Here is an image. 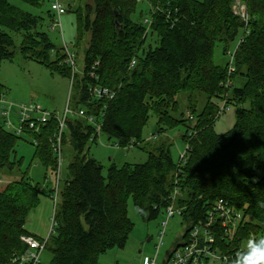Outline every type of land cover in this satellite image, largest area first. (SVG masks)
I'll use <instances>...</instances> for the list:
<instances>
[{"label": "trees", "instance_id": "1", "mask_svg": "<svg viewBox=\"0 0 264 264\" xmlns=\"http://www.w3.org/2000/svg\"><path fill=\"white\" fill-rule=\"evenodd\" d=\"M46 1L51 2L0 0V70L3 62L14 60L12 35L18 34L25 59L71 79L72 111L78 118L68 117L67 130L76 155L63 188L58 183L61 199L56 201L45 249L52 254L50 264H100L102 254L126 246L134 229L128 215L130 197L143 220L150 221L166 212L175 190L178 206L184 208V241L220 199L251 215L237 247H245L244 236L250 233L264 237V0H242L248 20L235 14L236 0H145L152 9L148 30L133 20L141 0H93L84 6L79 0H62L67 12V7L76 9L78 42L89 35L81 74L45 31L44 15L50 22L54 19L51 7L42 11ZM242 31L229 76L228 65L215 64L214 50L223 43L227 53ZM150 34L157 36L155 48L145 46ZM237 77L241 86L233 83ZM229 79L232 87L226 86ZM95 87L109 89L114 97L93 96ZM4 93L0 85V98ZM196 94L206 98L200 111L197 101L191 103ZM182 97L190 102L185 111ZM224 104L237 108V120L233 129L220 135L214 126ZM1 112L0 104V170L13 172L22 162L12 158L22 136L6 128ZM151 112L158 118L155 139L186 126V148L178 162L167 141L150 151L142 147ZM57 130L53 117L39 134L26 133L34 139V160L56 178L59 161L52 139ZM101 133L121 149L141 147L148 159L142 164H113L105 176L104 166L87 148ZM66 142L65 132L63 145ZM42 187L26 171L0 189V264H17L15 260L30 248L23 238L33 237L26 224L40 204Z\"/></svg>", "mask_w": 264, "mask_h": 264}, {"label": "rangeland", "instance_id": "2", "mask_svg": "<svg viewBox=\"0 0 264 264\" xmlns=\"http://www.w3.org/2000/svg\"><path fill=\"white\" fill-rule=\"evenodd\" d=\"M62 1V0H61ZM93 0H79L82 6L86 2L92 3ZM204 1V0H199ZM65 5V1L63 2ZM243 5L245 6L244 2ZM75 6V5H73ZM234 12L239 17L241 8L237 7ZM50 7L49 1H46L42 7V11L46 12ZM29 9L28 7H24ZM74 8V7H73ZM68 9V12L62 16V33L51 29L52 22L45 14V31L48 33L51 41L58 50L66 53V48L75 57L76 73L81 74L84 70L85 52L89 40V35H85L81 43L78 42V17L76 9ZM152 9L145 0L138 3L137 10L133 14V20L142 22L147 30L151 26ZM241 16V15H240ZM242 17V16H241ZM63 34V35H62ZM243 31L238 38L231 42L228 46V52L224 53V44L217 43L214 50V62L218 66H231L232 55H234L238 47ZM15 39V57L13 61L3 62L0 70V85L4 87L5 102L14 105L11 112V121L18 126L19 105L35 104L49 111L51 114L62 118L65 114L67 106L73 110L71 102L72 87L71 79L62 76L58 71H52L44 65L23 57L20 51L21 36L13 34ZM157 36L150 34L146 43V47L150 44L155 48ZM63 49V50H62ZM55 57H52V61ZM231 76V75H230ZM235 86H241L242 80L237 77L233 80ZM188 97V95H186ZM181 100V101H180ZM181 110L185 111L190 102L183 100ZM198 102V110L200 111L206 102L203 96H196L191 103ZM248 107V105H247ZM70 119L78 118L76 113H69ZM237 120V108L232 105L229 110L222 112L217 119L214 129L217 134L223 135L233 129ZM190 123V122H189ZM9 130V127L6 125ZM67 142L62 148V167L59 179V186L63 188L65 180L69 177V165L73 161L76 152L70 141V134L65 129ZM186 132V126L179 125L171 129L166 135L159 134V139L153 137L158 134V118L154 113H150V118L143 131V139L145 143L142 145L146 150L150 151L153 146L159 145L162 141L171 143L172 155L176 162L179 161L180 152H184L186 145L182 139ZM34 139L31 135L25 134L16 145V153L13 160L17 156V160H22L20 167L13 172L0 170V180L3 189L9 183L19 180L23 172H29V175L35 184H41V201L38 207L31 210L26 229L30 234L38 237V240H46L53 228L54 213L57 207L55 201L56 176L51 171L45 169L39 162L34 160L35 147ZM90 155L97 159L104 166V175H107L108 169L116 164L123 166L124 164H142L148 159V153L141 147H132L129 149H121L115 146V141L110 140L108 136L101 133L97 142H91L87 146ZM48 174V175H47ZM46 175L49 177L46 180ZM60 193L57 201H60ZM128 215L134 223V229L130 234L129 240L124 248L115 247L99 257L100 264H144L146 258L156 260L157 264L166 261L168 254L176 247L184 243V235L186 227L183 224L182 216L176 214L170 219L166 229L163 245L157 253V245L160 242V233L163 230L162 221L166 219L165 211L155 220L146 221L139 215L132 197L128 200ZM35 238V237H34ZM52 254L49 250L41 256L40 264H50Z\"/></svg>", "mask_w": 264, "mask_h": 264}, {"label": "built area", "instance_id": "3", "mask_svg": "<svg viewBox=\"0 0 264 264\" xmlns=\"http://www.w3.org/2000/svg\"><path fill=\"white\" fill-rule=\"evenodd\" d=\"M235 9L241 8L239 14L243 19L248 20L246 5H243L242 0H236ZM50 7L54 13V19L52 21L51 29L54 31H61L62 33V16L67 13V10L61 0H51ZM63 35V34H62ZM68 55L67 63L75 67V57L66 48ZM136 64V60H133L131 67ZM234 64V55H232V63L229 68V76L232 74ZM75 69V68H74ZM227 87H232V81L229 79L226 83ZM92 95L98 98L114 97V92L107 88L95 87L91 89ZM4 97L0 98V104L2 108L1 115L6 120V125L9 130L16 135L23 136L27 131H32L39 134L44 126H46L50 120L54 117L58 122V130L54 134L52 139V148L56 154L59 167L57 172V186L55 190V201L59 194L58 183L61 174L62 167V148L65 129L67 128V120L69 113H74L69 106H67L65 114L62 118H59L55 114H51L49 111L43 109L39 105H19V118L18 126L11 121V112L14 105L5 102ZM230 105L224 104L221 113L229 110ZM79 115L84 116V112L80 111ZM89 121L94 122L93 117H89ZM97 131L100 133V125H96ZM185 154L181 153V158H184ZM178 190H175L170 196V204L166 209V219L162 221L163 230L160 233V242L157 245V253L160 247L163 245L166 229L169 221L176 214L182 215L184 208L178 206ZM252 222L251 215L247 211L231 203L220 199L218 200L212 209L209 211L206 220L199 222L193 227L188 235L187 242L178 245L176 249L168 254L165 262L162 264H234L238 254L246 250L247 243L250 239H261L256 234H248L245 237V247H237L236 242L239 243L241 239L240 231L244 225ZM54 225V222H53ZM52 231L49 233L50 234ZM48 236V237H49ZM244 239V238H243ZM23 240L30 247L28 251L23 254L19 259H16L17 264H40L41 256L44 253L47 241L38 240L34 237H24ZM227 244V245H226ZM243 246V245H242ZM144 264H157L156 260L146 258Z\"/></svg>", "mask_w": 264, "mask_h": 264}, {"label": "clouds", "instance_id": "4", "mask_svg": "<svg viewBox=\"0 0 264 264\" xmlns=\"http://www.w3.org/2000/svg\"><path fill=\"white\" fill-rule=\"evenodd\" d=\"M234 264H264V238L250 239L246 250L238 254Z\"/></svg>", "mask_w": 264, "mask_h": 264}, {"label": "crops", "instance_id": "5", "mask_svg": "<svg viewBox=\"0 0 264 264\" xmlns=\"http://www.w3.org/2000/svg\"><path fill=\"white\" fill-rule=\"evenodd\" d=\"M33 237H36V236H34L33 234H31ZM36 238H38V237H36Z\"/></svg>", "mask_w": 264, "mask_h": 264}, {"label": "water", "instance_id": "6", "mask_svg": "<svg viewBox=\"0 0 264 264\" xmlns=\"http://www.w3.org/2000/svg\"><path fill=\"white\" fill-rule=\"evenodd\" d=\"M179 247V246H178Z\"/></svg>", "mask_w": 264, "mask_h": 264}]
</instances>
